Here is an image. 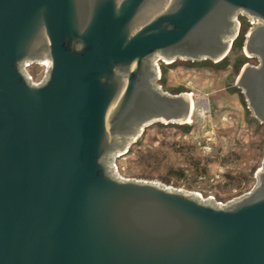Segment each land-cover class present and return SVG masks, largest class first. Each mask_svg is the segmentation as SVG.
<instances>
[{
    "label": "water",
    "instance_id": "obj_1",
    "mask_svg": "<svg viewBox=\"0 0 264 264\" xmlns=\"http://www.w3.org/2000/svg\"><path fill=\"white\" fill-rule=\"evenodd\" d=\"M241 11L259 64L236 84L264 123V0H0V264H264V164L221 206L110 163L192 113L155 57L223 59Z\"/></svg>",
    "mask_w": 264,
    "mask_h": 264
},
{
    "label": "rangeland",
    "instance_id": "obj_2",
    "mask_svg": "<svg viewBox=\"0 0 264 264\" xmlns=\"http://www.w3.org/2000/svg\"><path fill=\"white\" fill-rule=\"evenodd\" d=\"M243 44L248 60L242 69L259 62ZM159 59L161 90L192 93L196 103L209 101L211 113L202 118L196 105L188 129L180 127L183 122L150 124L124 153L115 154L116 162L110 159L116 176L153 181L213 204L246 195L258 185L264 164V123L255 119L236 84L242 69L237 72L233 62L225 67L214 60L192 64L155 57V62ZM31 71L36 79L43 76L41 66Z\"/></svg>",
    "mask_w": 264,
    "mask_h": 264
},
{
    "label": "trees",
    "instance_id": "obj_3",
    "mask_svg": "<svg viewBox=\"0 0 264 264\" xmlns=\"http://www.w3.org/2000/svg\"><path fill=\"white\" fill-rule=\"evenodd\" d=\"M250 23L248 21V19L245 16L241 17V26H240V31L238 36L234 39V41L232 42V47L230 49V51L228 52V54L226 55V57H224L223 59L219 60L217 63H220V65L222 66H227L229 65L231 62H233V67L236 68V71L239 72L243 65L246 64L247 62V57L244 56L243 52H242V47H243V43L246 40L247 34L250 30ZM231 54H234L231 57ZM257 59V58H255ZM178 60V59H177ZM175 60V61H177ZM183 61H189L188 63H192V64H197V63H212L213 60H183ZM174 62V61H173ZM259 63V62H258ZM258 63L256 65H258ZM169 124L172 122H168ZM167 123V124H168ZM176 124V123H175ZM263 124V123H262ZM164 126V124H162ZM180 127H185V128H190L191 125H189V123H182V125H180ZM181 176L183 175V173L180 174Z\"/></svg>",
    "mask_w": 264,
    "mask_h": 264
},
{
    "label": "built area",
    "instance_id": "obj_4",
    "mask_svg": "<svg viewBox=\"0 0 264 264\" xmlns=\"http://www.w3.org/2000/svg\"><path fill=\"white\" fill-rule=\"evenodd\" d=\"M240 13L241 14H239L237 16V18H236L237 29H239L240 26H241V17L242 16H245V13L244 12L241 11ZM246 18L248 19V21L250 23V27H249L250 30L251 29H254V27H256L259 24V18H255V19L254 18H248V17H246ZM239 31H240V29H239ZM160 60L161 59L157 60V63H156V67H157L158 77L159 78L161 77V74H160L161 73L160 72V66H159V62H158ZM47 64H48V62L24 63L23 64V71L26 73V75L28 77V80L34 82V84L36 86H39L41 83L44 82V79L47 76V70H48V65ZM34 65L41 66V69L43 70V76L40 79H36L34 77V75H33V72L31 71V68ZM255 66H258V65H255ZM195 104L197 105V108L199 109L202 118H205L206 115H210V113H211V107L209 106V101H207V100L198 101L197 100V103H195ZM196 105H195V107H196ZM202 201H204V200H202ZM233 201H235V200L230 201V203H223V202H219L218 203L217 202L216 204L221 205V206H227V205L231 204Z\"/></svg>",
    "mask_w": 264,
    "mask_h": 264
},
{
    "label": "bare ground",
    "instance_id": "obj_5",
    "mask_svg": "<svg viewBox=\"0 0 264 264\" xmlns=\"http://www.w3.org/2000/svg\"><path fill=\"white\" fill-rule=\"evenodd\" d=\"M165 59H167V60H169L168 58H165ZM186 95H187V97L188 98H190L191 99V102H192V105H191V108H192V113H191V115L187 118V119H185V120H181L180 121V123H191L192 122V116H193V113H194V110H195V103L196 102H194V99H193V94L192 93H186Z\"/></svg>",
    "mask_w": 264,
    "mask_h": 264
}]
</instances>
